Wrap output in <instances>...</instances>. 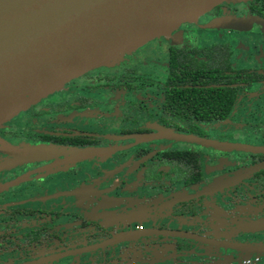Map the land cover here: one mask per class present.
Returning <instances> with one entry per match:
<instances>
[{
	"label": "flooded vegetation",
	"instance_id": "1",
	"mask_svg": "<svg viewBox=\"0 0 264 264\" xmlns=\"http://www.w3.org/2000/svg\"><path fill=\"white\" fill-rule=\"evenodd\" d=\"M232 20L245 23L241 27L246 30L219 27ZM256 21L264 22V0L222 3L191 24L200 36L230 34L249 38V48L238 47L249 56L255 46L252 40L259 37L264 42V32ZM188 25L167 35H173L168 37V45H158L155 55L164 56L162 66L147 70L138 64L137 68L133 61L136 58H132L135 54L126 56L110 67H127L128 71L119 76L107 74L103 68L89 72L0 128V180L3 173L9 178L0 181V187L23 178L12 187L0 189V264H59L68 258L71 264H108L106 250L62 257L114 238L151 230L181 232L263 251L262 255L237 253L166 234L126 246L144 250L164 244L165 251L143 254L153 264H264V231L236 230L238 225L244 226L240 221L248 212L256 214L249 221L264 218V66L237 67L228 42H200V37L187 34ZM260 57L264 58L263 51ZM187 59L196 60L202 73L172 80L173 71H186ZM156 63L159 65L157 60ZM159 68L165 71L160 81L144 75ZM150 91L159 94L158 104L148 105L150 100L145 95ZM140 97L144 98L143 103ZM150 107H154L156 115L151 114ZM211 113L222 114L223 118L209 119ZM242 115L245 122L239 123ZM211 132L214 137H207L205 133ZM239 139L258 143H235ZM3 141L9 144L8 150ZM179 141L196 145L197 149H172ZM41 147H57L72 153L43 162L19 158ZM115 149L122 151L101 152ZM150 156L153 158L136 171L131 183H136L137 188L127 194V201L115 207L96 208L94 201L99 198L92 193L119 181V176L104 180L105 161V169L110 172L121 163H127L123 169L126 170ZM231 175L238 179L229 190L182 200L209 190ZM138 176L145 180H136ZM122 187L115 189L114 197L122 198L118 192ZM163 189L165 194H161ZM239 190H245L248 198L237 206L238 213L232 214L228 197L231 191ZM54 196L62 198L56 204H64L63 213L50 207ZM248 201L250 205L242 206ZM138 208L146 209L149 218L154 219L167 213L174 221L172 225L178 227L155 220L157 227L146 228L143 221L148 218L144 216L140 217L144 220L135 218L133 224L118 223ZM57 214L60 219L56 220ZM131 225H135V230H130ZM55 257L59 258L51 260ZM114 260L118 264L123 262L118 257ZM130 264L141 263L133 260Z\"/></svg>",
	"mask_w": 264,
	"mask_h": 264
},
{
	"label": "water",
	"instance_id": "2",
	"mask_svg": "<svg viewBox=\"0 0 264 264\" xmlns=\"http://www.w3.org/2000/svg\"><path fill=\"white\" fill-rule=\"evenodd\" d=\"M245 1L248 0H0V128L39 101L61 91L69 82L99 68L118 64L124 56L155 39L171 34L183 25L194 23L198 17L219 4ZM256 22L264 32V22ZM240 23L238 20L224 21L219 27L246 30L241 27L245 23ZM249 25L248 23L247 26ZM177 137L189 138L180 135ZM188 140L192 141V138ZM196 141L202 140H194ZM120 151L122 149L101 152L104 154ZM71 153V150L57 147H41L23 153L19 158H26L30 162H43ZM13 158L16 160L15 156ZM152 158L150 156L135 162L126 170L123 169L127 163H121L110 172L105 169V161L102 168L105 173L104 180L111 181L119 175L120 178L112 187L92 193L99 198L94 201L96 208L115 207L127 201V194L137 188L136 183H131L136 177V171L140 165ZM237 177L226 176L211 184L209 190L204 189L182 200L191 201L207 196L209 192L229 190ZM21 179L23 178L0 189L12 187ZM141 180L145 179L139 181ZM122 185V191H118L122 198H111L110 193ZM153 190L155 189H151ZM164 192L163 189L161 194H165ZM134 193L131 195L134 196ZM228 198L231 209L229 212L237 214V206L248 196L245 190H239L231 191ZM251 201L242 206L250 205ZM251 216L256 214L248 212L240 221L244 222L245 227L240 224L236 230L242 233L264 231V218L249 221ZM164 234L190 239L215 249L254 255H262L263 252L256 247L230 245L181 232L151 230L75 250L62 258L105 250L115 252L129 244H141L143 239Z\"/></svg>",
	"mask_w": 264,
	"mask_h": 264
},
{
	"label": "rangeland",
	"instance_id": "3",
	"mask_svg": "<svg viewBox=\"0 0 264 264\" xmlns=\"http://www.w3.org/2000/svg\"><path fill=\"white\" fill-rule=\"evenodd\" d=\"M188 26H187V34L188 35L192 34L194 37H198V38L200 37V42H205V41H208V42H210V41H214V42H228L229 45L232 47V53H233L232 54V62H236V64H237L236 66L237 67H239V68L240 67H245V66H251V67L257 66L258 67L260 65L264 66V58L260 57L261 54H262V51L264 53V42H262L259 37H256V38L254 37L255 39L252 40L255 43V46L252 45L253 49H252V52L250 53L251 55L247 56L246 51L242 52L241 49H239L238 47L244 46V47L249 48V42H251V41H249V38L243 39L241 37L233 36V35H230V34H229V36H223V37H218L217 35H210L209 37L200 36V35H197V34H200V33H199V31L196 28H194L192 26V24H189ZM168 37H173V35L167 36L165 38H162V37L158 38V39H156V40H154L152 42V45H148V46L145 45L144 47H142L138 51L130 53V54L126 55V56L130 57L131 55L135 54L134 57H132V58L133 59L136 58L133 61H135L134 66H136L137 68L139 67L138 64H140V66H144V68L147 69V70H150L151 67L158 68L159 66H162L161 63H164V58H163L164 56L161 53H159V54L157 53V56H156L155 52L158 49L157 48L158 45H160V44L161 45H168L169 44L170 41L168 40ZM260 48H262V49H260ZM149 52H151V53H149ZM126 56H124L122 60H124ZM141 58H142V61H140ZM256 58H259V59L257 60ZM156 60H157L159 65H157ZM102 68L104 69L102 71L106 72L107 74H110V75L116 74V76H119L120 74L128 71L127 69H125L127 67H120L119 69H117V68L116 69H112L110 66H106V67H102ZM160 68L158 70H156V71L151 72L150 74L147 73V74H144V75L147 76V77H154V80L157 79V81H160V80L163 79V77H165V71L163 69H162V71H159ZM256 89H259V87H256ZM145 96L148 97L149 100H150L148 105L149 104L152 105V104H158L159 103V94L158 93H155L154 91H150ZM140 100L143 103L144 98L140 97L139 101ZM144 105H146V103ZM150 112H151L152 115H156V111H155L154 107L153 108L150 107ZM243 116L244 115L241 116V120H238L239 123L245 122L244 119H243ZM104 131H106V132L109 131L110 132V131H112V129L111 130L110 129H105ZM205 134H208L207 137H209V138L210 137H212V138L214 137L212 132L211 133H205ZM229 136H231V135H228V137ZM231 141H233V140H231ZM249 142L252 143V144L253 143H258L256 141H250V140H245V139H242V140L239 139V141L237 140L235 143L244 145V144H249ZM175 143H176L177 148H176V146H172L171 147L172 149H180V150H182V149L196 148V145L188 144L187 142H184V141H179V142H175ZM3 144L5 145L3 147H6L5 149L8 150L9 147H10L9 144L6 141H3ZM7 145H8V147H7ZM10 168L11 169L14 168V165L12 163L10 164ZM11 169L8 170V171L12 172ZM6 171H7V169H6ZM5 174L6 173H3L2 179L0 181L6 182V181L9 180V178L5 177L6 176ZM12 178H14V177H12ZM137 179H138V177L136 178V180ZM114 192H115V190H113L110 193V195L111 196L113 195V197L115 196ZM51 198L54 199V204L51 205L50 207H53L55 209V212L63 213V212H61V210L64 209V208H62L64 204L63 203H62V205L59 204V203L56 204V202H58L62 198H60V197L55 198V196L51 197ZM69 201L70 202L72 201L71 198L69 199ZM167 215L168 214L166 213L165 215L163 214L162 216H158L155 219L153 217L149 218V212L146 209H144V208H140L139 209L138 208L137 210H134V213L126 216V218L118 220V223L123 224L125 221H128V222H131V224H133L132 222H133V220L135 218L139 217V219L144 220V219L140 218L141 216H144V217L148 218L145 221H143V224H144V226L146 228H149V227H152V226L153 227H157L158 224L156 225V221L155 220L159 221V223L167 222L169 225H172V223L174 221L171 218H169ZM56 217H55L56 220L60 219V217H58V214H57ZM145 222H147V224H145ZM172 226H174V225H172ZM174 227L177 228L178 225H175ZM181 228L182 229H190L187 226H181ZM130 230H132V231L135 230V225H131L130 226ZM160 245H157L156 249H151V248L145 247L144 250H143V248H141V249H131V248H128V247H124V248H122V250H116L115 252L109 251L107 253V255H108L107 263L108 264H118V262H116V260H114V258L116 259V257H118L119 259H122V261H123L122 263H119V264H130V262L133 261V260L134 261H138L141 264H153V263L147 261V258L143 257V254L144 253H149L150 254L153 251L156 252V253H158L160 251H165L164 248H167V247H164V244L162 246H160ZM192 245H193V243H192ZM125 249L127 251L130 250L131 253H128V254L124 253ZM223 253L224 252H222V254ZM229 254L234 256V253H232V252H230ZM96 256L98 257L97 261L99 262V258H100L99 254L96 253ZM59 264H71V259L68 258V259L60 260Z\"/></svg>",
	"mask_w": 264,
	"mask_h": 264
},
{
	"label": "trees",
	"instance_id": "4",
	"mask_svg": "<svg viewBox=\"0 0 264 264\" xmlns=\"http://www.w3.org/2000/svg\"><path fill=\"white\" fill-rule=\"evenodd\" d=\"M187 61H188V64L185 67L186 71L184 73H181V74L177 73L176 71H173L171 77L174 76L175 78L174 77L171 78L172 80H174V79L178 80L179 77H193V75H196V74L198 75V74L202 73L201 70L198 68L199 66L196 64L197 63L196 60H194V59L188 60L187 59ZM174 66H175V64H172L173 68H174ZM175 91H176V89H175ZM190 92H191V90L188 93H190ZM213 99H214V103H216L217 99L216 98H213ZM218 101H220V100H218ZM211 118H223V116H222V114H219V113H211L209 119H211ZM32 239L35 240L36 238H32ZM31 241L32 240L30 239L29 242H31Z\"/></svg>",
	"mask_w": 264,
	"mask_h": 264
},
{
	"label": "crops",
	"instance_id": "5",
	"mask_svg": "<svg viewBox=\"0 0 264 264\" xmlns=\"http://www.w3.org/2000/svg\"><path fill=\"white\" fill-rule=\"evenodd\" d=\"M143 225V224H142ZM169 247V246H168Z\"/></svg>",
	"mask_w": 264,
	"mask_h": 264
}]
</instances>
